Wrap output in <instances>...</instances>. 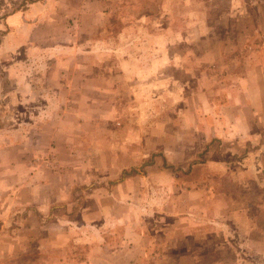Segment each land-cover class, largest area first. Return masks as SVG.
I'll return each instance as SVG.
<instances>
[{
    "label": "rangeland",
    "instance_id": "obj_1",
    "mask_svg": "<svg viewBox=\"0 0 264 264\" xmlns=\"http://www.w3.org/2000/svg\"><path fill=\"white\" fill-rule=\"evenodd\" d=\"M44 1L50 4L46 13L55 10L57 0H0V59L3 51L11 57V62L0 60V206L8 195L2 179L11 174L10 159L1 151L15 154L22 136L38 134L40 152L23 161L27 170L34 169L30 162L43 172L56 169L55 174L81 170L84 192L73 196L76 206L54 209L59 217L82 220L90 183L89 190L105 186L114 194L110 180L119 179L122 170L151 171L145 190L134 182L123 186L117 201L109 193L90 196L105 206L96 215L105 221L106 242L119 253L118 264L127 262L123 252L133 245L144 254L134 252L137 260L131 264H264V172H257L261 167L254 157L242 163L232 158L251 143L263 147L264 165L262 141L244 143L247 131L229 136L230 128L225 129L221 150L229 160L223 164L225 175L211 176L218 178L215 204L190 197L185 182L194 183L195 175L184 180L163 159L154 160L164 150L193 158L207 146L208 132L216 136L221 129L224 112L219 109L220 125L203 126L214 104L230 106L245 81L252 92L264 90L253 63L264 56V49L256 47L264 42V15L246 1L235 9L230 0H111L104 6L111 13L98 8L96 16L68 18L65 36L54 30L45 34L50 43L70 44L71 49L57 52L68 57L65 61L73 59L68 72L90 75L91 94L83 96L80 86L70 84L72 77L65 81L71 86L67 92L43 80L55 72L36 50L44 35V13L34 5ZM256 3L264 11V0ZM74 23L88 29L75 32ZM226 111L232 120L231 108ZM195 122L203 133L195 130ZM253 130L256 136L264 133V127ZM164 167L169 174H163ZM59 174L56 181L66 176ZM133 232L146 241L132 238ZM83 251L85 257H74L72 264L87 262Z\"/></svg>",
    "mask_w": 264,
    "mask_h": 264
},
{
    "label": "crops",
    "instance_id": "obj_2",
    "mask_svg": "<svg viewBox=\"0 0 264 264\" xmlns=\"http://www.w3.org/2000/svg\"><path fill=\"white\" fill-rule=\"evenodd\" d=\"M110 1L111 0H57L56 8L51 13L45 12L46 7L50 5L45 1L34 5L36 8L42 9L44 13V35L42 36V41L36 46V50L42 55V63L50 65L49 68H55V72L43 78L44 81L48 82V85L53 86V90H65L67 92V90L71 89V84L72 86H80L78 90L82 92L81 94L83 96L86 94L90 95L91 92L88 82L91 77L84 71L74 73L68 72L67 65L73 62V59L70 58L68 61H65L68 57H60L57 54L64 53L65 50L70 48V44L66 41L50 43V41L53 40L45 33L54 30L55 34L58 32L65 36L66 28L63 21L72 17L96 16L99 11L98 8H100L102 12L111 13L110 9L104 7ZM230 1H232L235 9L240 5L241 1H246L248 4L255 7L254 11L257 15H264L263 9L260 8V3H256V1L260 0ZM98 3H101V6L98 5ZM73 25L75 32L79 31L81 28L82 30L88 29L86 24H84V27L81 26L82 24L79 25V23H74ZM62 26H64V29H62ZM3 47L12 49L5 44ZM256 47H258V49H264V42H260ZM3 54L4 57L0 59L2 60L1 62H11V57L5 56V51H3ZM253 63L258 64L257 66H259L261 71V76H259V78L264 79V56L257 55L254 57ZM103 74L106 76L110 75L106 73ZM252 74H255V72H250V78L253 77ZM71 77L73 79V84L65 82ZM244 78H246V75ZM74 81H77L78 84H75ZM242 85L244 88L242 87L243 89L239 99L234 98L230 101V106L213 105L215 108L211 110V116L208 115L203 126L216 127L220 125L219 122H221L222 117L221 129L219 131L216 129V136L219 135V138L214 134L212 135L210 130L207 139H205V145L207 146L202 152L199 150L201 153L197 151L193 158H191V155L187 156L186 153L175 157L174 153L164 150L160 155L154 156V160L157 158L163 159L165 165H169L171 170L178 172L177 174L184 180L190 181L195 175L196 178L194 183H185L190 186V197L200 202L211 201L215 204L217 201L214 200V198L217 197L218 178H211V176L226 174V169L223 164L228 162L229 156L228 154L223 155L221 150L222 138L224 134L227 133L225 129L230 128L229 136L234 135L237 130L242 132L247 131L248 139L244 141V143L248 140L252 142L260 140V143L262 141V146L264 145V133L260 136H256V130H253L258 129V127H264V119L261 118L264 117L261 114L264 112V90L261 88L257 93L252 92L253 90L246 87V81L243 82ZM253 93L256 94L254 95ZM228 108L229 110L231 108L229 113L231 112L230 115L232 118V120L229 121L228 119L230 116H227L226 111ZM218 109L221 112L223 111L224 114L222 112L223 115L218 118L216 123ZM196 122L194 124L195 130L203 133L202 126L198 125ZM19 130L22 129L19 127ZM38 138V134L33 138L22 136L20 139L21 148L20 145H17L15 148H17L18 151L15 152V154H11L14 152L1 151L2 155L4 154L5 156V154H7V158L10 159L9 164L11 170H8V172L11 174L7 177L6 173V176L2 179L5 180L4 182L7 186L5 190L8 195L7 197L4 196L7 200L5 207L0 206V215H2V218H0V264H72L76 261L73 260L74 257H85V252L83 250H86L88 257L85 264H118L117 262H120L117 260L119 253L116 252L113 254L111 247L106 242V232L103 227L105 226V221L102 220L103 217L100 213L96 215L97 208L101 210V207L105 206H102L101 201H96L95 204L90 196L95 193L98 198H101L103 194L109 193L114 196L115 201H117V198L122 197L120 192L123 190V186L134 182L142 183L140 188L145 190V184L151 180V175L149 174L151 171H146L147 167L144 171L134 168L131 170H122L119 174V179L110 180V187L111 190H114V194L110 193L105 186L89 190V188L93 186V183H90L85 190L86 195H88V198L85 199L86 204L80 208V217L82 216V220H77L76 216L75 218L73 216L59 217L54 209L62 208L66 210L71 206H76L78 202L73 196H75L78 191L84 192V190L80 189H84V186L78 178V174L81 170L71 167L70 169L68 168V170L61 171L60 174H55V171H57L56 169L43 172L37 167L35 168L36 162H30V166H33L34 169L27 170L23 161L40 152L38 149L41 144H39ZM7 149H9V147H7ZM10 149L12 150L13 148L10 146ZM262 149L263 147H254L250 143L241 155H234L232 158L242 163L244 160H250L254 157L252 161H256L258 166L261 167V170L257 172L262 173L264 172V165H262ZM68 156H71V154ZM164 168L165 169L162 170L163 174H169L168 171L170 169L168 167ZM86 173L90 174L91 172L88 170ZM94 173L97 174L99 171L95 170ZM58 174L59 176H66L63 178L59 177V180L56 181L55 177ZM159 176L164 177V175ZM204 182L206 184L208 183V191L204 190ZM206 193H209V195ZM211 207L214 206L211 205ZM67 211L69 214L72 212L70 210ZM238 214L236 213L231 218H235ZM105 220L107 221L106 217ZM88 228L92 229V231H85L84 234H79L76 231L77 229L85 230ZM133 233L132 238L138 237L142 244L146 241L144 236H140V234L137 236L136 232ZM72 248L76 250H71ZM77 248L79 251L82 250V253H75L72 255L77 251ZM133 249L136 251H133ZM143 251V248L138 249L134 247V245L128 248L125 253L123 252V256L127 261L124 263H133V261L137 260V254H134V252L143 255ZM254 254L257 255L260 254V252L257 254L254 252Z\"/></svg>",
    "mask_w": 264,
    "mask_h": 264
},
{
    "label": "trees",
    "instance_id": "obj_3",
    "mask_svg": "<svg viewBox=\"0 0 264 264\" xmlns=\"http://www.w3.org/2000/svg\"><path fill=\"white\" fill-rule=\"evenodd\" d=\"M262 262H264V261H262Z\"/></svg>",
    "mask_w": 264,
    "mask_h": 264
}]
</instances>
